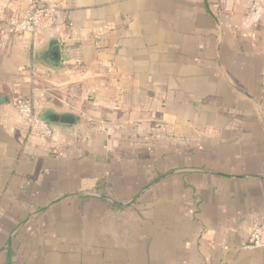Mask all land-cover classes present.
Masks as SVG:
<instances>
[{
	"label": "crops",
	"instance_id": "crops-1",
	"mask_svg": "<svg viewBox=\"0 0 264 264\" xmlns=\"http://www.w3.org/2000/svg\"><path fill=\"white\" fill-rule=\"evenodd\" d=\"M43 1L0 44V264H264V0Z\"/></svg>",
	"mask_w": 264,
	"mask_h": 264
},
{
	"label": "built area",
	"instance_id": "built-area-1",
	"mask_svg": "<svg viewBox=\"0 0 264 264\" xmlns=\"http://www.w3.org/2000/svg\"><path fill=\"white\" fill-rule=\"evenodd\" d=\"M59 22L58 6L43 0H32L23 12H14L9 16L0 15V44H6L7 38L23 34H35L39 30L55 27ZM22 120L31 132L40 138H50L53 130L50 124L35 111L31 97H19L15 102ZM247 248L264 247V221L256 223L249 235Z\"/></svg>",
	"mask_w": 264,
	"mask_h": 264
},
{
	"label": "rangeland",
	"instance_id": "rangeland-1",
	"mask_svg": "<svg viewBox=\"0 0 264 264\" xmlns=\"http://www.w3.org/2000/svg\"><path fill=\"white\" fill-rule=\"evenodd\" d=\"M26 96H29V95H16L14 96V103L16 102V99L19 98V97H26ZM29 97L32 98V96L30 95Z\"/></svg>",
	"mask_w": 264,
	"mask_h": 264
},
{
	"label": "water",
	"instance_id": "water-1",
	"mask_svg": "<svg viewBox=\"0 0 264 264\" xmlns=\"http://www.w3.org/2000/svg\"><path fill=\"white\" fill-rule=\"evenodd\" d=\"M52 118H57V116H52Z\"/></svg>",
	"mask_w": 264,
	"mask_h": 264
}]
</instances>
